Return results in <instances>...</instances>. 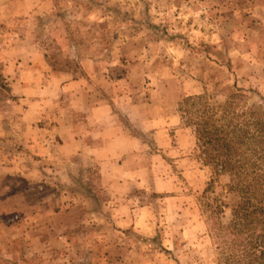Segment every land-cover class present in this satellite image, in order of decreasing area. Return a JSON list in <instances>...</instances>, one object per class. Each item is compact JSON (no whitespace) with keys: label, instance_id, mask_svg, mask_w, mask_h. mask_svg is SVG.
I'll list each match as a JSON object with an SVG mask.
<instances>
[{"label":"rangeland","instance_id":"374dc122","mask_svg":"<svg viewBox=\"0 0 264 264\" xmlns=\"http://www.w3.org/2000/svg\"><path fill=\"white\" fill-rule=\"evenodd\" d=\"M233 94L264 109V0H0V264H221L179 108Z\"/></svg>","mask_w":264,"mask_h":264},{"label":"trees","instance_id":"16d2710c","mask_svg":"<svg viewBox=\"0 0 264 264\" xmlns=\"http://www.w3.org/2000/svg\"><path fill=\"white\" fill-rule=\"evenodd\" d=\"M239 98L211 105L205 96L189 97L179 109L203 163L229 179L224 194L213 195L211 179L202 196L220 263L264 264V109L244 112Z\"/></svg>","mask_w":264,"mask_h":264},{"label":"crops","instance_id":"0c3cea01","mask_svg":"<svg viewBox=\"0 0 264 264\" xmlns=\"http://www.w3.org/2000/svg\"><path fill=\"white\" fill-rule=\"evenodd\" d=\"M22 97L25 96V93H22ZM96 105V106H95ZM89 116L87 117L88 119L92 120V123L97 125V123H102L109 118V110L108 107L106 106L104 101H97L93 108L88 111ZM94 114V115H93ZM27 118L26 116H23V120ZM106 131H109L107 129ZM74 142V139H72Z\"/></svg>","mask_w":264,"mask_h":264}]
</instances>
